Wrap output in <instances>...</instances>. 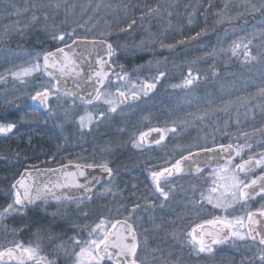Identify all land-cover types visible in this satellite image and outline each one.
<instances>
[{
    "label": "rangeland",
    "instance_id": "374dc122",
    "mask_svg": "<svg viewBox=\"0 0 264 264\" xmlns=\"http://www.w3.org/2000/svg\"><path fill=\"white\" fill-rule=\"evenodd\" d=\"M152 9L156 11H150ZM249 14L251 22L246 20ZM230 22L237 25L228 24V28L218 31ZM29 32L45 42L34 47H0V104L23 106L20 118L16 121L11 116L14 122H9L16 128L0 138L16 139L28 145L33 137L46 141V148L40 152H51L41 166L65 161L87 165L114 163L113 177L95 189L88 200L40 203L31 213L91 214L95 215L92 218L97 219V225L103 214L111 210L110 214L116 215L122 205L133 220L134 214L129 212H133L140 192L145 193L143 197H150L146 188L150 181L147 168L150 151L145 150L148 154L137 159V155L124 146L131 137L158 124L175 127L174 134L200 135L191 145L232 143L245 154L247 149L255 147L264 155V0H153L152 5H147L145 0H0V41ZM61 33H74L72 37L66 35L62 43L75 37L106 40L113 48V64L125 54L171 49L175 45L183 47L184 43L186 46L163 59L161 66L175 69L174 73L162 78L147 96L141 94L138 100L130 101L129 95L127 103L116 113H109L104 120L93 124L91 130H81L78 123L81 115L107 112V106L99 102L82 104L55 94L44 110L31 99L44 86L52 85L41 67L28 76L12 75L37 63L40 65L42 55L50 49L51 43L59 41L54 37ZM241 39L252 41L249 47L255 58L248 62H244L242 53L233 56L230 51L233 42ZM146 69L156 76L153 70ZM189 70L198 79L187 87H174L183 85ZM115 72L102 92L113 98L116 94L111 89L119 87L130 93L133 85L139 88L145 80L152 82L147 74L132 76L130 71ZM118 75L125 79L117 80ZM174 76L180 80L175 81ZM171 80L174 81L169 82ZM113 142H117V147ZM184 142L188 144L191 140L187 137ZM4 149L6 156L15 155L12 148ZM119 155L123 156V164L114 162ZM231 175V171L227 173ZM217 176L222 191V186L231 181L224 178L222 171ZM12 197L11 192L9 201ZM7 204L2 202L0 208ZM238 206L246 209L249 203L238 201L234 207ZM5 220H0L1 231L6 229ZM2 239L5 242L6 236ZM148 239L143 236L142 241ZM223 245L229 248L210 259L215 264H260L258 242L238 240ZM138 258L144 264L153 261L151 254L144 250ZM210 260L200 261L207 264Z\"/></svg>",
    "mask_w": 264,
    "mask_h": 264
},
{
    "label": "snow or ice",
    "instance_id": "6c2138e0",
    "mask_svg": "<svg viewBox=\"0 0 264 264\" xmlns=\"http://www.w3.org/2000/svg\"><path fill=\"white\" fill-rule=\"evenodd\" d=\"M150 11H156L152 9ZM135 23V21H133ZM131 27V25H129ZM72 37L74 33H61L54 37V39L60 42L65 41V36ZM77 43L76 40L72 41V44ZM95 43V42H94ZM106 48V55L111 57L113 55V48L110 43L101 41ZM252 41L244 39L234 41L231 46V54L236 56L238 53H242L244 56V62H248L249 59H254L251 55L250 45ZM72 44L65 43L64 47L57 48L54 52L49 51L43 55V66L47 72L49 78L55 83L51 87L44 86L42 91H37L35 95L31 97L32 100L37 101L39 104L48 107L49 99L55 94H63L64 96L75 98L78 96L76 91L63 87V80L66 77H71L73 80H79L84 78V69L80 66L77 59L75 58V52ZM96 63L100 66L99 71H93L87 76V81H95V83L104 85V81L108 76V73L104 71V66L107 63L101 56L97 59ZM39 63L33 65L31 68H25L21 72L12 73L13 76H28L33 71H39ZM51 70V71H50ZM166 73L161 71L155 77L152 78V82L145 80L143 84L137 88L133 85L131 92L121 90L119 87L116 90V96L113 98L111 94L102 93L99 88H94L93 92H89L87 97H80L81 102L84 104H93L94 102L103 103L107 106V112L99 111L98 114L86 112L84 115L79 117L78 123L81 130H91L93 124H98L104 120L109 113H116L118 109L125 103L129 98V95L133 101L138 100L140 95L147 96L150 91L156 88V84L165 77ZM125 76H117V80H124ZM198 79V76H194L189 70L188 77L183 81V85H176L174 87H187ZM76 88H80V84H76ZM16 128L14 123L0 124V135H8L12 133ZM175 132L176 128H150L148 131L139 132L138 136L134 138L132 146L137 149L144 147L145 142L149 139L153 132L162 133L158 139L155 140L156 144H159L164 138V134L167 132ZM223 148V146H221ZM231 148L229 146L228 151ZM207 151H211L208 149ZM239 155V151L236 153ZM193 159V154L190 152L188 156H181L180 159L176 160L169 167H166L159 171H151L150 176L152 183L155 187V191L159 193L165 200L168 199L169 193L162 187L161 181L167 180L168 177L183 172V162ZM207 162L204 163V167H207ZM92 167V165H88ZM102 170L109 176L112 175V169L107 165H102ZM252 167L264 168V155H261L258 159H249L244 161L241 165H236L237 171L232 169H221L224 174V178L230 180V184L222 186L223 190L220 191V197L213 201L212 194L218 192L216 186L215 176L213 179V187L210 189V194L207 197L202 198L207 200V203L213 204L215 208L227 209L234 207L238 201H247L253 195L257 180L252 179L249 182L241 179L239 173L250 170ZM196 170L201 171V165L196 164ZM232 172V175L227 176L228 172ZM31 173H25L19 180L12 185L13 199L3 208H0V220L6 219L9 216L16 214H23L24 210L29 205L35 204L37 200L46 199L49 195H52L55 199L60 200L66 198L63 194L57 195L54 189L75 187L84 188L85 191L91 189L88 185L80 184L75 180L69 181V176H80L85 175L84 171L77 166L75 173H65V181L63 183L57 182L51 186L45 184L42 188L35 183H28L25 177H30ZM261 181H264V176L260 177ZM257 195H264V182L259 186V192ZM134 206L133 211H135ZM264 208L258 210V212H248L246 216H239L229 218L228 216L216 217L214 219L205 221V224L198 225L197 228L193 229L188 235L191 238V243L194 247L198 248L201 253H211L213 251V245L224 243L229 238L237 240H251L258 242L260 245V251L258 254V260L260 264H264ZM122 228L121 232L114 231L117 226ZM207 226V227H206ZM113 231L108 230L104 220L95 225L89 230L88 239H74L73 244L78 250H74V262L73 264H102L105 259L114 260V264H138L137 262V251H138V240L135 229L125 221L122 225L121 222L111 224ZM54 264L53 261L47 259L46 256L41 254L39 245H28L24 246L23 243H15L12 247L0 250V264Z\"/></svg>",
    "mask_w": 264,
    "mask_h": 264
},
{
    "label": "flooded vegetation",
    "instance_id": "af4514ba",
    "mask_svg": "<svg viewBox=\"0 0 264 264\" xmlns=\"http://www.w3.org/2000/svg\"><path fill=\"white\" fill-rule=\"evenodd\" d=\"M63 44L65 43H61L60 45ZM114 66L116 69L115 64ZM111 75L104 87L100 90L101 92L105 90L106 85L110 81ZM51 84H53L52 81ZM116 90V88L111 89L114 94H116ZM59 95L63 94L61 93ZM67 98L71 101L82 103L81 101L73 100L70 97ZM130 101H133L131 97ZM33 103L38 104L44 110L48 108L39 104L37 101L33 100ZM126 103L127 100L125 101L124 105ZM1 115H3L2 112ZM6 116V120H4L3 117H0V124L12 122L10 120L11 116L9 111L6 112ZM158 125L159 126L154 128H166L165 124ZM161 134L162 133H159L156 137L153 136L154 138H150L152 140H147L144 144V147L138 149V151L135 149L133 151L131 149L134 148L132 146V140H134L137 135L131 137L128 143L124 146L128 151H132L134 154H136L137 159L148 154V152H144L145 150L150 151V156L147 157L149 158L147 162V164H149V167H147L149 168V173H151V171H159L169 167L176 160L180 159L181 156H185L190 152L213 148L222 144H227L234 147L235 156L232 160L222 164H218L216 160H212L213 162L211 164H209L207 167H202L201 171L199 172H181L168 177L167 180H162V187H164L165 191L169 193L167 200H165L164 197L155 191V187L150 176L149 184L146 187L150 192V197H143L145 193L140 192V197L136 200V205H139V207H137L135 211L129 212L134 214L133 220L127 214V209L122 207V205H119V213L116 215H114V213L110 214L111 210H108L109 204L106 205L105 208L108 211L107 213L103 214L101 220H104L106 225H108L109 231H113L111 224L121 220L127 221V223L135 229L139 244L137 251L138 264H144L138 258V254L142 250L151 254L153 261H151L150 264H200L201 259L208 258L210 260L222 250L226 251L229 246L223 245V243H221L218 245H213V251L211 253H201L198 251V248L194 247L190 242L191 238L188 234L192 232L193 229L197 228L198 225L205 224V221L214 219L216 217L228 216L229 218H234L237 217V215L246 216V214L250 211L258 212V210L264 208V195L256 194L259 192V190L253 193L252 197L246 201L249 203V206L246 209L243 206L227 208L226 210L215 208L213 204L207 203V200L202 198L201 194H203L204 197H207L210 194V189L213 187V179L215 176L216 186L218 188V192L212 194L213 201L215 203V201L220 197V185L218 183L217 173L220 172L221 169H227L228 167L237 171L235 168L236 165H241L244 163V161H247L250 158L253 160L258 159L263 154L260 153L255 147L247 149V154H245L244 152H241L240 148H238L236 144L232 143H215L206 146L198 144L191 145L194 139L200 137V135H180L174 134L170 131L164 134L165 138L159 144H156L155 140L158 139ZM187 137L191 140V143L186 144L184 142ZM6 139L7 141H10L12 138L6 137ZM113 143V146L117 147V145H115L117 142ZM119 145L120 143L118 146ZM238 151L240 153L239 155L236 154ZM141 152H143L144 155H142ZM122 157V155L117 156V159L114 160V162L118 161L116 164H120V162L123 164L121 160ZM63 163H68V161L51 166H56ZM108 166L112 169V175L109 176V178H107L106 181L101 185L106 184L113 177L114 163L113 165ZM32 167L42 166L37 165L25 168ZM239 174L246 182H249L252 179L259 180L260 177L264 176V168L252 167L250 170L246 169L245 172H241ZM139 188L142 187L140 186ZM83 200H88V197L76 200H52L39 202L28 206L22 215L16 214L9 216L5 220V231L0 230V250L12 247L15 243H23L24 246L39 245L41 254L46 256L48 260L53 261L54 264H73V252L74 250H78V248L74 246L73 240H86L89 238V230L95 227V222L97 221V219L92 218L95 217V215H77L74 213L65 214L63 216H55L54 214H39V212L31 213V210L40 203L46 204L53 201L75 202ZM10 202L11 201H9V203ZM5 236L6 241L4 242L2 238H5ZM143 236H146L149 239L147 241H142ZM228 241L235 243L238 240L229 238L224 242V244ZM3 243H5V245ZM144 243L146 244L145 246L143 245ZM167 254L171 255V257L165 258L164 256ZM12 264H15V262H12ZM29 264H31V262H29ZM102 264H114V260L105 259ZM201 264L206 263L201 262ZM207 264L215 263L214 261L210 260Z\"/></svg>",
    "mask_w": 264,
    "mask_h": 264
},
{
    "label": "water",
    "instance_id": "95a60500",
    "mask_svg": "<svg viewBox=\"0 0 264 264\" xmlns=\"http://www.w3.org/2000/svg\"><path fill=\"white\" fill-rule=\"evenodd\" d=\"M73 40H76L77 43L72 44ZM101 41H106V40L101 39V38L75 37L69 42H67V44H72L73 50L75 52V58L77 59L80 66L84 69V73H85L84 78L79 79V80H73V78L71 77H66L63 80V87H66L78 93V96L75 98V100L81 101L80 97H87V94L89 92H93L94 88H99L101 90L106 84L107 80L109 79L111 73L115 69L114 64L111 63V57H108L106 55V48L103 44L100 43ZM64 45L65 44L51 48L47 50L46 52H49V51L54 52L57 48L64 47ZM43 55L41 58V70L49 78L47 72L44 70ZM101 56H103V59L107 61V63L104 66V71L108 73V76L105 79L103 86H101L98 83H95V81H91V82L87 81L88 75H90L93 71L100 70V66L96 63V61ZM51 81L52 83H55V81L53 80ZM77 83L80 84L79 89L76 88ZM157 134L159 133L153 132L148 140H152L150 138H154L153 136L156 137ZM221 146H223V148ZM228 148H229V145L222 144V145H218L213 148H208V149H211V151H207L208 149H203V150H197V151L191 152L193 154V159L183 162V173L197 171L196 170L197 163H199L202 168L204 167L205 162H207V165H209L213 162L212 160H216L218 164L220 163L222 164V163L228 162L229 160H232L235 156V148L231 146V148L228 151H225V149H228ZM188 155L189 154H186L185 156H188ZM77 166H79L80 169L84 171L85 175L83 177L69 176L67 177V179L69 181L75 180L76 182L80 184L88 185V187L91 190L86 192L84 188H75V187L54 189L57 195L63 194V196L66 197L60 200H76V199L86 198L90 196L92 192L99 185L104 183L107 178H109V175L102 170V167H101L102 165H92V167H88L87 164L68 162V163H63V164L56 165V166L24 168L20 171L17 177L13 180L12 185L16 183V181L19 180L21 176L25 174L26 172L32 174L30 177H25L26 181L30 184L34 182L35 185H39L41 188L45 184L51 186L52 184H55L57 182L63 183L65 181L64 174L65 173H75L77 171ZM262 182L263 181H261V179L257 180V185L255 186V191L253 193L259 190V186ZM52 200H57V199H55L52 195H49L46 199L37 200L36 203L52 201ZM258 218L261 220H264V218H260V217ZM119 222H121V225H122L125 221L121 220ZM114 231L121 232L122 228L118 225Z\"/></svg>",
    "mask_w": 264,
    "mask_h": 264
},
{
    "label": "trees",
    "instance_id": "16d2710c",
    "mask_svg": "<svg viewBox=\"0 0 264 264\" xmlns=\"http://www.w3.org/2000/svg\"><path fill=\"white\" fill-rule=\"evenodd\" d=\"M145 1L147 5L153 4V0H145ZM250 17H251V14H249V16L246 18L248 22H251ZM228 24L237 25L235 22L225 23L218 29V31L228 28L229 27ZM62 30L64 31V28ZM41 41H44L42 37L35 36L34 34H31V32H29L25 36L17 35V37L14 36V38L9 37V38H6L5 40H1L0 47L1 46H6V47L17 46V47H24V48L34 47V46L40 45L41 43L39 42ZM47 42H50V40H47ZM61 43L62 42H59V41H56V44L49 43L50 49L54 48L55 46H59ZM182 45L183 47H177V45H175L171 47V49L155 50L152 52H143V53H140V54L138 53L134 55L125 54V56L122 57V60H120L118 63H115L116 65L115 73H122V72L130 71L132 72L131 74L132 76H135V75L146 76L147 74L148 77H151V78L155 77L152 75L153 72L147 71L146 68H148L149 70H153L155 75H157L161 71L166 73L165 76L173 75L174 72L172 71H174L175 69H168L165 66H161V64L164 62L163 59H165L167 56H170V55L172 56V54L173 55L177 54L180 51V49H183L186 46L185 43ZM158 56H160L161 60L155 61L154 59ZM178 77L174 76V78H176L175 81L180 80L178 79ZM172 81L174 80H171L169 82H172ZM161 82L162 81H159L157 84L159 85ZM22 108L23 106H19V104L15 105L14 107L13 106L11 107V105L8 103L4 105L0 104V117L6 118L7 117L6 112L9 111L10 116L12 117L14 116L13 118H15L13 120L17 121L20 118V117L18 118V115L21 113ZM1 112L3 113V115H1ZM10 120H11V117H10ZM13 120L12 122H14ZM39 139L40 138L33 137L30 145H28L24 141L17 142L16 139H11V141H7L6 138H0V178H2V181L0 182V205L2 202L3 204H5L7 203V200L9 201V196L11 195V192H12L11 183L17 177L21 169L25 167L42 165V163L48 160V156L50 155L51 151L40 152L42 148L43 149L44 147L46 148V146H44L46 145V141H41ZM7 146L12 149L17 150V151H12L11 149V152L14 153L15 155H12L11 157H9V155L6 156L7 154H5L6 150L4 148ZM5 156L7 157V159L5 158ZM35 161H38V162H35ZM31 162L33 164H29Z\"/></svg>",
    "mask_w": 264,
    "mask_h": 264
}]
</instances>
